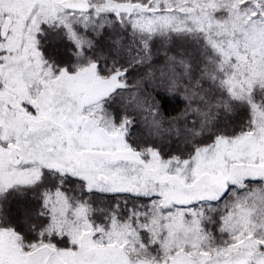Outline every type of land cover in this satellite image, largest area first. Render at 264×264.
<instances>
[{
	"label": "snow or ice",
	"instance_id": "6c2138e0",
	"mask_svg": "<svg viewBox=\"0 0 264 264\" xmlns=\"http://www.w3.org/2000/svg\"><path fill=\"white\" fill-rule=\"evenodd\" d=\"M177 7L170 0H28L19 36L0 14V201L16 190L40 189L41 211L21 204L17 216L47 222L46 194L66 197L64 185L70 181L78 183L82 205L94 194L105 197L102 224L85 212L76 235L21 232L18 245L0 243V264H65L60 259L65 254L74 257L71 264H264V187H250L264 185V133L254 123L238 135L193 139L192 152L173 167L172 158L165 160L158 148L132 145L126 117H108L107 102L118 92L127 93L121 98L125 109L143 111L139 83L130 84L128 76L151 56L157 31ZM237 7L245 28H264V0H237ZM116 24L139 34L137 48L127 63L114 59L102 69L96 59L81 69L94 71L104 85L95 94L70 83L76 71L44 59L39 47L46 26L63 28L77 53L91 51L93 36L102 37ZM184 34L172 28L169 44ZM124 40L113 41L117 52L128 51ZM204 48L219 58L221 72L225 63L239 59L231 41L206 37ZM24 90L34 95L17 105L13 94ZM232 99L229 91L225 105ZM220 112L231 115L224 108ZM188 115L197 117L191 122L196 129L185 131L202 137L198 129L206 113L197 106ZM246 140L260 147L240 149L238 142ZM157 157L164 163L153 172ZM20 174L27 177L24 182L17 180ZM19 194L23 198L25 191ZM117 195L135 202L125 200L122 209L106 199Z\"/></svg>",
	"mask_w": 264,
	"mask_h": 264
},
{
	"label": "rangeland",
	"instance_id": "374dc122",
	"mask_svg": "<svg viewBox=\"0 0 264 264\" xmlns=\"http://www.w3.org/2000/svg\"><path fill=\"white\" fill-rule=\"evenodd\" d=\"M170 2L179 5L175 10V15L170 18L169 23L163 25L157 31L156 39L152 44L151 56L142 65L137 62L136 67L128 76L130 84L133 82L139 83V94L145 101L143 111L132 108L125 109L121 98L122 95L126 96L127 93L122 94L119 92L115 94L116 99L112 104L107 103V107L109 118L116 114L118 117L124 116L130 121L128 124V140L134 147L144 149L145 146L151 145L156 148L154 139L156 141L157 139L158 141L162 140L165 144L172 143L171 148H167L165 144H163V147L161 144L163 150L160 153L165 160L167 157L172 158L174 167L175 160L186 158L192 152L193 139L199 143L201 139L207 140L208 136L215 133H223L228 136L238 135L241 131L249 128L250 121L256 125L258 131L264 133V109L259 108L257 104H255V107L252 106V93L255 92L256 94L257 91L264 89V28L259 26L245 28V18L238 11L237 0H170ZM27 3L28 0H2L0 2V14L12 18L17 36H19V30L23 27L25 18L28 16V12L25 10ZM180 8L185 10L181 12ZM221 13H225V15L219 17L218 15ZM99 23L100 21H96L97 25ZM172 28L184 31L185 34L179 38L173 37L171 44H169L167 36ZM189 28L192 31L195 29V34L202 40L207 37L217 43L231 41V51L238 55L239 59L235 63H225L223 72H221L219 58L213 54L211 49L205 50V55L202 56L204 59L206 58L208 65L206 63L203 70L204 81L197 84L189 76L190 67L188 65L173 66V63L170 64L168 59L164 62L159 58L168 45L177 46L195 38L194 36L190 37V34L186 31ZM201 28L204 29V32L199 31ZM51 34L57 38L58 43H72L66 38L63 28L58 30L53 27L51 28ZM81 36H83V33H81ZM121 36L125 38L124 44L128 51L108 50L98 44H95L91 51L85 48L83 52L77 53L75 50L77 54L75 56L76 61L75 63L72 61L68 65H70L69 68L76 71L77 75L69 82L74 83L77 88L90 94H95L102 89L104 85L94 71L84 72L81 69L91 60L96 59L100 60L102 69L112 66L114 59L120 63H127L137 48L136 40L140 38L139 34L134 36L131 30L125 31L123 27L116 24L102 37L93 36V39H102L103 41L104 39L110 40V38ZM179 40L181 41L179 42ZM67 45L71 46L70 44ZM201 46L205 49L204 41ZM49 57L44 55V59ZM105 58L110 62L107 65L105 64ZM137 74L142 75L140 80L136 77ZM169 84L171 86L167 87ZM163 91H169L171 96L181 94L188 103L193 104L195 107H190L188 113L195 111L197 106L206 113L202 127L198 129L203 134L202 137H196L194 131H185L186 129H196V126L191 122L197 117L189 115L187 119L183 117L167 119L159 111V106L156 105L157 102L153 97L145 99L152 92L161 93ZM229 91L235 96V99L228 101L226 106L225 101L228 100ZM28 95H34V91L32 93L27 92V90L17 91L13 94L14 102L19 105L26 100ZM221 108L231 112V115L227 117L239 115L238 123L232 127H220V121L225 118V113L220 112ZM135 112L136 115H134ZM218 112L221 116L219 121L216 119ZM146 114H149V117ZM153 114H155L154 118ZM184 115H187V112ZM177 121H179V134L176 131ZM237 146L240 149L254 151L260 147V144L255 140H246L238 142ZM163 163L164 161L160 158H154L153 172H158ZM26 179L27 177L23 174L17 176V180L20 182H24ZM73 185L79 188V185L71 181L64 185V191L67 193L66 197H58L55 192L46 197L50 199L49 208L51 209L46 215L50 221L46 230L48 235L52 233L76 235L82 222L81 217L84 216L85 212L89 216L91 211V217L96 216L95 212H99L104 197L94 194L90 204L82 205L78 188H74ZM250 187L256 191L264 185L253 184ZM19 197L21 198V196ZM24 198H32L37 202V212L41 211V200L39 201L37 192L30 191V193L25 194ZM7 215L2 217L3 225L9 220ZM92 220L99 225L104 222V217L101 215V219L97 217V219ZM14 229L16 228L14 227ZM4 235L5 233H0V243H3L7 248L8 245H6L5 240L9 239L5 238ZM61 257L69 264L74 260V257L70 254Z\"/></svg>",
	"mask_w": 264,
	"mask_h": 264
},
{
	"label": "trees",
	"instance_id": "16d2710c",
	"mask_svg": "<svg viewBox=\"0 0 264 264\" xmlns=\"http://www.w3.org/2000/svg\"><path fill=\"white\" fill-rule=\"evenodd\" d=\"M224 15L225 13H221L218 16L222 17ZM194 37L195 38L190 39L186 43L183 40L184 43L178 44L177 46L168 45L164 50V53H162L159 58L164 60V62H166V60L168 59L170 61V64L173 63L172 64L173 66L188 65L190 67V71H189L190 78L194 79V81L198 84L204 81L203 70L206 66V63L208 65V62H206L205 60L206 58L204 59L202 56L205 55V50L201 46L203 40L196 34L194 35ZM39 39H40L39 47L43 50L45 55L50 56L48 60L54 62V64L56 65H65L67 67L70 66L68 64L71 63L72 61H74L75 63L76 61L75 56H77V54L75 52L76 49L74 48V45L72 43H67V42L66 43L70 44L71 46H68L67 44H63V43H58L56 41L57 38L51 34V28H47L45 26L44 32L39 36ZM115 39L116 38H110V40L104 39L103 41L102 39H98L96 40L97 41L96 44H98L100 47L104 49H108V50L112 49L113 51H115L116 48L114 47L113 44V41ZM181 40H179V42ZM170 57H175V59L172 60L170 59ZM136 77L138 78V80H140L142 78V75L137 74ZM170 86L171 85L169 84L167 87ZM148 95L149 97H145V99H149V98L151 99V97H153L154 100H156L157 102L156 105L159 106V111L167 119H178L179 117H182L190 107L194 106L191 103L188 102L186 103L187 100L184 99L181 94H176L175 96H171L169 95V91H163L161 93L152 92L151 95L150 94ZM253 101L254 103L258 104L260 108L264 109V90L261 89L259 93H256L254 95ZM134 115H136V112ZM146 116L149 117V114H146ZM239 119H240L239 115L225 117L222 121H220L219 124L220 127H225V128L232 127L234 124L238 123ZM159 142H161L160 144H162V146L164 147L163 145L165 144L164 141L162 140L157 141L158 144ZM171 144L172 143H166L165 145L167 146V148H171L170 147ZM166 150L168 151V149ZM30 196H34V195H30ZM119 197L120 196H113L115 200L119 199ZM121 197H123V200H129L128 198H126L128 197L126 195ZM123 200L121 199L119 201L120 203L123 202V208H124L125 205ZM21 204L29 205L37 211L36 208L37 202H35L32 198H27V199L20 198L18 200L13 198L12 200H10L7 206L6 214H8L7 217L9 221L15 223L22 231L36 233L37 231H34V229L35 226L37 225L38 217L30 218L27 221L21 220L17 216V211Z\"/></svg>",
	"mask_w": 264,
	"mask_h": 264
},
{
	"label": "flooded vegetation",
	"instance_id": "af4514ba",
	"mask_svg": "<svg viewBox=\"0 0 264 264\" xmlns=\"http://www.w3.org/2000/svg\"><path fill=\"white\" fill-rule=\"evenodd\" d=\"M13 198H15L16 200L20 199V197H18L14 193H11L6 199H4L3 201H0V205L2 207L1 210H2L3 213H7V206L9 204L10 200H12ZM5 243L8 246H10V245H18L19 244L17 238H13V241L5 240Z\"/></svg>",
	"mask_w": 264,
	"mask_h": 264
},
{
	"label": "water",
	"instance_id": "95a60500",
	"mask_svg": "<svg viewBox=\"0 0 264 264\" xmlns=\"http://www.w3.org/2000/svg\"><path fill=\"white\" fill-rule=\"evenodd\" d=\"M5 24H6V26L8 25V24H12V22H11V20L10 19H7L6 21H5ZM61 259V258H60ZM62 260V259H61ZM66 264V263H65Z\"/></svg>",
	"mask_w": 264,
	"mask_h": 264
}]
</instances>
